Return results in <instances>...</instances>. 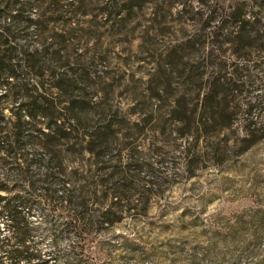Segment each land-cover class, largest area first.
Instances as JSON below:
<instances>
[{"label":"rangeland","instance_id":"374dc122","mask_svg":"<svg viewBox=\"0 0 264 264\" xmlns=\"http://www.w3.org/2000/svg\"><path fill=\"white\" fill-rule=\"evenodd\" d=\"M93 1L62 13L68 21L14 30L29 49L46 40L58 51L43 61L45 102L28 109L37 126L43 108L69 115L74 100L85 104L58 145L23 150L44 160L30 163L33 178L53 158V171L117 218L94 223L75 256L63 213L46 218L49 206L33 203L30 246L46 264H264V9L255 0ZM238 12L249 22L241 36L237 23L218 29ZM25 100L3 101L6 124Z\"/></svg>","mask_w":264,"mask_h":264},{"label":"trees","instance_id":"16d2710c","mask_svg":"<svg viewBox=\"0 0 264 264\" xmlns=\"http://www.w3.org/2000/svg\"><path fill=\"white\" fill-rule=\"evenodd\" d=\"M146 1L105 0L101 5L119 9L124 6L134 8ZM92 2L94 3L93 0H0V89H4L0 94V222L3 221L1 227H4H0V264H46L44 254L30 246L32 227L28 216L33 203L49 206L46 218L57 216L59 211L63 213V233L74 234L77 238L70 249L75 256L84 250L83 240L94 223L108 226L117 218L110 208L102 209L99 202L86 196L87 191L83 186H71L61 171H53L50 166L53 158L45 160L41 176L33 178L28 171L30 163H42L43 159L36 155L34 158H27L23 150L26 143L39 145L47 151L51 146L58 145L74 130L70 122L76 119L78 112L85 110V104L74 100L72 105L64 108L65 112L70 110L69 115L43 108L42 116L46 121L41 127L37 126L41 122L35 120L28 109L39 100L45 102L44 94L37 91L39 88L42 90L44 82L41 81L47 76L43 72V61L54 59L58 51L50 50L53 43L46 40H37V45L29 49L28 40H15L17 36L14 30H27L31 26L39 30L45 22L68 21L71 18L63 19L62 13L86 11ZM254 6L257 10L264 9V0H255ZM40 9L41 14L31 16L32 10L37 13ZM238 9L243 11L244 6ZM240 13L242 12L234 16L226 15L218 29L223 30L231 23H237L240 33L236 36H241L249 22L242 19ZM204 21L207 23L208 19ZM23 37H27V34ZM28 74L38 79L33 86H29L25 80ZM62 84L63 80L59 79L56 87L60 88ZM17 96L26 100L24 104H19L14 120L6 124L2 115V103ZM65 117L68 121L64 120ZM23 130H29L25 140L22 138ZM30 131H37L38 135ZM94 135L95 133L91 134L90 138ZM89 143L88 150L92 152L96 144L94 140ZM94 191L95 189L92 192ZM94 205L96 207L93 208Z\"/></svg>","mask_w":264,"mask_h":264}]
</instances>
